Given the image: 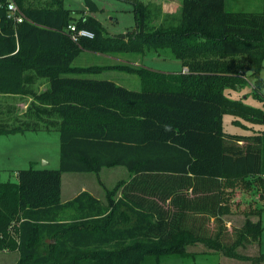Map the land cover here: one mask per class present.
Wrapping results in <instances>:
<instances>
[{
	"label": "trees",
	"instance_id": "obj_1",
	"mask_svg": "<svg viewBox=\"0 0 264 264\" xmlns=\"http://www.w3.org/2000/svg\"><path fill=\"white\" fill-rule=\"evenodd\" d=\"M15 1L22 23L9 18L8 0H0V94H25L26 70L50 80L38 99L62 119L61 163L59 169L31 163L18 181H0V252L16 249V264H142L148 255L185 256L187 246L204 244L228 258L264 262V255L238 252L260 244L264 230V129L248 135L224 129L225 115L244 128L240 113L252 112L264 125V103L253 108L227 96L247 86L245 71L257 78L252 93L261 100L264 6L231 12L226 0H182L180 22L157 28L150 4L134 2L137 28L123 39L109 36L91 15L76 18L64 0ZM86 4L99 11L93 0ZM73 23L94 39L74 42L67 32ZM165 49L188 72L73 65L83 51ZM106 70L133 72L142 90L82 76ZM29 130L0 124V137ZM112 167L126 168L130 178L108 192L107 203L88 191L63 202V174ZM242 186L247 217L230 230L227 210L232 213V192Z\"/></svg>",
	"mask_w": 264,
	"mask_h": 264
},
{
	"label": "rangeland",
	"instance_id": "obj_2",
	"mask_svg": "<svg viewBox=\"0 0 264 264\" xmlns=\"http://www.w3.org/2000/svg\"><path fill=\"white\" fill-rule=\"evenodd\" d=\"M99 8V11L94 14L103 24L105 30L109 36H121L123 39H129L130 33L134 32L137 28V21L135 15L134 2L150 3V10L152 14L151 23L154 27L176 26L181 20V7L182 0H93ZM227 10L231 12H261L263 10V0H226ZM67 8L74 11L75 17L80 18L86 12L87 4L86 0H64ZM88 12L91 13L88 9ZM87 12V13H88ZM75 25V23H73ZM128 34V35H127ZM127 36V37H125ZM109 56V57H107ZM101 56L98 54L84 53L78 57L73 63L76 67H90V66H112L123 65L131 68H148L153 71L163 73H175L182 70V62L176 59L171 50L165 49L159 53L147 52L145 55H138L136 53L118 54ZM120 58V59H118ZM137 61V63L132 62ZM244 73V77L247 78V86L240 88L239 90L227 91V96L231 100H245V104L253 107L260 108L264 103V63L263 68L259 74V78L262 80V87L260 90L261 100L253 98L252 89L256 87V80L251 72ZM241 72V73H242ZM88 78H99L113 80L120 83L123 87L134 91H141L142 81L138 75L133 72H125L118 70H106L98 74L82 75ZM247 96L249 97L247 99ZM7 100L0 96V124L17 123L12 120L15 118L12 115L17 110V114L24 110L23 105L16 106L11 105L12 109H8ZM3 107V109H2ZM2 109V110H1ZM247 110V109H246ZM245 110V111H246ZM248 118V119H247ZM237 120L234 115H225L224 117V129L228 134L235 135H248V132H258L264 129V125L256 123V119L253 118L252 112L248 114L240 113V121L238 124L244 126L241 128L237 126L234 121ZM239 120V119H238ZM253 120V122H252ZM54 121V120H51ZM31 122L23 121L22 126L29 125ZM33 136L34 142H37V152H42L45 155V160H50L49 165H45L43 160H39L38 168L59 169L61 163V134L58 128H51V131H43ZM242 146H247L244 142ZM3 147L0 145V150ZM18 156L14 160H17ZM21 165V164H20ZM17 162H11L8 159L6 161L0 160V181L1 182H16L17 169L21 167ZM28 168L22 166V169ZM21 170V169H20ZM130 178L129 172L124 167H112L104 168L99 174L95 173H65L63 174V190L64 199L71 198L77 194L88 191L94 193L99 199L107 203L108 192L114 191L118 183L126 181ZM121 191L116 195V199L120 197ZM232 199H230V205L232 213L227 210L228 226L241 227L244 224L247 217V189L245 186L242 188H236L232 192ZM250 202V201H249ZM66 216L65 218H68ZM264 227V213L260 216ZM257 219V218H256ZM255 219V220H256ZM259 219V218H258ZM259 250L264 254V230L261 236V242ZM258 245L253 244L251 247L240 248L239 254L243 256L254 257L255 252L258 250ZM11 251V253H9ZM0 256H3L0 260V264H15L19 262L17 258L16 249H5L1 251ZM185 256L181 254L175 255H148L146 256L142 264H247L252 261H240L233 258L225 257L222 253L210 250L204 244H196L187 246L185 248ZM8 253V255L6 254ZM18 253V252H17ZM11 254V255H10ZM7 257V259L5 258ZM259 257V256H258ZM17 262V263H18ZM81 264H93L92 262L84 261ZM256 264V263H251ZM263 264V262L259 263Z\"/></svg>",
	"mask_w": 264,
	"mask_h": 264
},
{
	"label": "crops",
	"instance_id": "obj_3",
	"mask_svg": "<svg viewBox=\"0 0 264 264\" xmlns=\"http://www.w3.org/2000/svg\"><path fill=\"white\" fill-rule=\"evenodd\" d=\"M148 4H150V3H148ZM181 9H182V7H181ZM87 12H88V9H86V12H84V14L85 15H91V16L97 18L94 15L96 13H89V12L87 13ZM84 53L93 54L94 52L83 51L81 53V55ZM95 54H98L101 56H107V55H104L101 53H95ZM107 57H109V56H107ZM118 59H120V58H118ZM132 62L137 63V61H133V60H132ZM182 70H184V69H182ZM182 70H179V71H182ZM23 78H24L25 94H17V95L0 94L1 97H4V99L7 100V103L9 104L8 109L9 108L12 109L11 105H13V104H15L16 106L23 105V107H24V110L19 113V116L17 114V110L15 112H11V113H13L12 115H16V116H14L15 118H12V120L17 122V123H15V124L10 123V124H4V125H7L9 127L22 126L23 121H29V122H31L30 124H32V126H30L31 130H29V131L21 132V133H15V134L0 137V145L3 147V149L0 150V160L4 162V161H6V159H8L11 162H17V164H19V165L21 164L20 165L21 167H19V169H17L18 170L17 176H18V172L20 171V169H22V166L23 167L24 166L29 167L31 163H35L37 168H38L39 160H43L45 165L50 164L51 161L45 160V155L41 151L40 152L35 151L38 144H37V142H34V140L32 138L33 136H31V135H34V134L40 135V133H42L43 131L49 132V131H51V128H58L60 130V126L62 123V119L59 116H57V115L53 116V115L46 113L45 110H50L51 106L48 103L43 102V101L38 99V96L47 92L50 89V80L48 78L41 77L37 73V71H33V70H26L24 72ZM116 83L120 85V83H118V82H116ZM2 109H3V107H2ZM51 120H54V121H51ZM16 156H18V158H17V160H14L16 158ZM90 193L92 195H94V193H92V192H90ZM79 194H77V195H79ZM76 196L64 199V190L62 189V200H63V202H67L69 200H72ZM254 244L258 245V243H254ZM252 245L253 244L248 245L247 247H251ZM252 249H253V247H251V250ZM17 252H16L17 258L19 260L20 255H19V252L18 253ZM0 253H3V252H0ZM9 253H11V251ZM6 254L8 255V253H6ZM262 255H264V254H262L260 252L259 245H258V250L255 252L254 257H258V256H262ZM2 257L3 256H0V260L2 259ZM5 258L7 259L6 256H5ZM17 262L18 261H16V263ZM251 263L252 262H247V264H251ZM263 264H264V262H263Z\"/></svg>",
	"mask_w": 264,
	"mask_h": 264
},
{
	"label": "built area",
	"instance_id": "obj_4",
	"mask_svg": "<svg viewBox=\"0 0 264 264\" xmlns=\"http://www.w3.org/2000/svg\"><path fill=\"white\" fill-rule=\"evenodd\" d=\"M8 11L10 14L9 18H12L17 23H22L26 19L15 0H8ZM67 32L76 43H78L81 38L94 39L95 37L94 33L86 29H78L76 25H70ZM183 71L188 72V69L185 68Z\"/></svg>",
	"mask_w": 264,
	"mask_h": 264
}]
</instances>
